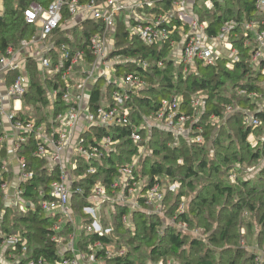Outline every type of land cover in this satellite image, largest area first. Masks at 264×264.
Returning a JSON list of instances; mask_svg holds the SVG:
<instances>
[{"label":"trees","instance_id":"16d2710c","mask_svg":"<svg viewBox=\"0 0 264 264\" xmlns=\"http://www.w3.org/2000/svg\"><path fill=\"white\" fill-rule=\"evenodd\" d=\"M51 1L2 0L0 56L9 46L18 49L22 40L29 39L36 32V25L25 20L24 10L32 3H38L46 8ZM212 1L211 10L203 9L196 2L194 5V12L199 20L208 21L207 31L210 35L215 34L227 20L235 19L241 22L252 18L255 13L254 0ZM168 7V2L162 1L153 8H144L143 11L159 13L167 10ZM62 16L63 21L70 18L66 8ZM173 23L177 27L173 30L171 38L178 40L180 37L178 26H183L184 31H187L188 25L179 20ZM101 30L102 26L98 21L87 19L82 22V27L80 25L70 28L58 27L51 32L50 39L54 40L57 46L69 44L73 48H83L89 37ZM79 34L84 42L82 45L76 40ZM241 34L242 28L238 26L230 35L233 47L238 49V60L220 56L215 64L205 65L204 72L200 71L201 63H197L195 71L183 73L182 65H176L169 57L168 42L161 47L157 43L146 44L138 36L131 34L126 22L117 20L108 58L118 56L123 62L115 65L114 76L118 78L133 73L149 81L146 87L131 94V101H127L135 122L140 120V113L149 115L157 111L161 100L172 94L183 96L180 109L186 112L191 111L189 100L192 94L201 91L207 95L198 123L202 125L201 135L204 140L210 142L211 148L213 147L214 156L211 157L209 150L201 143L189 144L187 140L179 138L174 144L171 133L153 128L147 144L151 152L141 157L134 170L136 180L146 179L140 185L141 194L154 182L156 176H166L171 181H178L180 184L178 191L167 193L165 196L166 216L177 214V219L186 222L187 227L192 231L195 228L200 230L203 237L193 235L191 230H178L156 214L140 209L132 211L131 226H126L121 218L128 209L115 204L112 206V235L90 234L84 238L79 236L80 247L96 240L112 244L115 249L124 245L126 247L124 254L107 258L108 260L105 261L107 264H144L147 260L157 261L167 258H174L177 264H255V257L260 254L259 249H264V169L253 179L254 182L248 177L240 176L236 181H230L228 177L233 165H247L264 157V148L259 142L252 146L248 141L249 133L253 131L259 135L262 127L252 128L244 123V111L254 110L256 102L241 93V90H246L264 96V74L260 69L262 64L256 65L252 61L255 43L245 45L246 37ZM69 35L73 36L75 43L70 41ZM87 53L91 58L92 55L88 51ZM141 60H147L150 66L146 69L142 68L139 63ZM160 60L164 61L162 67L157 65ZM27 67L30 86L23 97V103L32 106L42 104L48 107L47 89L53 87V90H56L59 86L62 87L63 83L58 75L50 79H42L36 60L33 58H27ZM227 85L231 86L230 96L225 95L228 90ZM113 89L114 85H106L102 79H98L89 92V107L91 109L97 107L102 97L112 101ZM233 103L244 111L231 113L225 121L217 122L215 126L210 121V117L214 115L223 119L225 107ZM66 107L58 89L54 110L48 109L47 115L53 116ZM48 116L42 114L37 122L48 121L46 119ZM256 116H259L264 123V112H256ZM23 117L24 115L20 113V118ZM106 133L105 129L94 131L97 138H101ZM114 135L120 139L117 150L104 158L101 163L95 164L97 167L95 174H87L74 182V187L80 188L81 192L72 194L71 209L73 214L78 215L83 221H91L88 214L84 213L83 207L90 204L87 197L91 195L93 186L97 182L107 186L117 173V168L131 161L138 153L139 144H134L127 137L125 127H115ZM34 144L33 140L29 139L19 151V154L25 156L26 164L31 165L35 171V177L25 184L24 192V195L32 198L30 201L32 204L26 212H18L11 206H5L0 190V210L6 209L0 225V240L1 234L20 233L27 242V254H30V258L40 259L43 264H57L62 257L55 237L67 235L72 231L73 225L71 221H66L61 223L60 228L55 229L54 225L59 222L61 215L55 212L47 214L41 209L36 190L41 186L45 197L48 196L50 183L58 179V169L54 167L51 174L48 173L44 162L32 155ZM1 153L4 154V150ZM75 160L76 164H79L78 173L89 165L81 156H77ZM182 196L187 197L185 209L176 212ZM141 201L142 196L139 198L140 203ZM252 219L256 220L255 223L257 222L256 224L261 228L258 240L256 238L257 243L255 242L257 246L261 245L259 249L254 247L245 249L238 245L240 237L238 230L245 227L248 232L254 226ZM19 253L18 249L16 254ZM69 254L68 251L64 254V258ZM18 264H22V261Z\"/></svg>","mask_w":264,"mask_h":264},{"label":"built area","instance_id":"2783aa9c","mask_svg":"<svg viewBox=\"0 0 264 264\" xmlns=\"http://www.w3.org/2000/svg\"><path fill=\"white\" fill-rule=\"evenodd\" d=\"M162 1L168 2L167 10L159 13L143 11L144 8H153ZM195 2L203 9L211 10L213 7L212 0H52L46 8L32 3L24 10L25 20L36 25V32L29 39L22 40L18 49L9 46L0 56V190L5 206H11L23 213L32 204V198L24 195V192L25 184L35 177V171L31 165L26 164L25 156L19 154L22 145L32 139L35 143L32 155L44 162L49 174L54 167L58 169V179L50 183L48 196L45 197L41 186L36 190L41 209L47 214L55 212L61 215L59 222L54 225L55 229L61 227V220L65 217L66 221L75 225V220L70 219L71 214L75 216L71 209V196L80 193L81 189L74 187V182L87 174H95V164L101 163L117 150L120 139L114 135V128L120 126L127 129V137L134 144H139L138 153L131 161L117 168V173L107 186L101 182L93 186L91 195L87 197L90 204L83 207L84 213L88 214L91 221L82 220L79 236L84 238L90 234L112 235L113 225L100 222L96 218V208L98 210L105 200L109 201L111 207L115 204L127 207L128 212L121 218L126 226H131L132 211L140 209L156 214L178 230L187 231V223L177 219V214L166 216L165 196L167 193H176L179 182L171 181L166 176H156L154 182L141 194L138 184L144 183L146 179L136 180L134 170L141 157L151 152L147 144L153 128L171 133L174 144L179 138L187 140L189 144L203 143V129L198 121L203 113L207 95L201 91L192 94L189 100L191 111L186 112L180 109L183 96L172 94L161 100L157 111L149 115L140 113V120L135 122L127 101H131V94L146 87L148 82L133 73L115 77V65L123 62V59L118 56L109 59L108 54L112 47L109 43L114 40L116 22L121 19L127 23L131 34L138 36L146 44L157 43L161 47L168 42L169 57L176 65H182L183 73L191 72L196 70L197 63L212 65L220 56L238 60V49L233 47L230 35L235 28L241 26V35L246 37L244 44L255 43L252 61L256 65L262 64L260 69L264 74V0H254L255 13L252 18L241 22L235 19L227 20L212 35L207 31L208 21H200L194 12ZM64 8L70 14L67 20H72L73 26L82 27V22L87 19L96 20L102 26L101 31L89 37L85 47L73 48L69 44L57 46L54 40L50 39L52 31L58 27L65 28L62 16ZM77 16L81 18L76 19ZM175 20L188 25L187 31H184L183 26H178V40L171 38L173 30L177 27L173 23ZM69 38L72 43L76 42L73 36ZM77 42L81 45L84 43L81 38ZM87 51L92 55L91 58L88 57ZM27 58L36 60L42 79L58 75L63 83V86L56 90L50 87L46 91L50 111L54 110L58 89L61 99L67 105L66 109L50 115L48 121L37 122L38 118L23 111V97L30 86ZM139 63L145 69L150 66L147 60H141ZM157 65L164 66V61H158ZM98 79H102L106 85H114L112 101L102 97L100 104L91 109L89 92ZM241 93L256 102L254 110L244 111L233 103L225 107L223 119L212 115L216 121H210L213 124L222 122L231 113L243 110L245 124L252 128L262 127V132L257 137L253 131L249 133L250 141L255 144L259 142L264 148V123L256 116V112H264V106L259 101L263 96L246 90H241ZM20 113L24 115L23 118H20ZM3 120L8 124L7 129L3 128ZM100 129H105L107 133L97 138L94 131ZM2 150L4 154L1 153ZM77 156L89 163L81 173H78L79 164H76L75 160ZM68 163L72 164L71 168H68ZM242 171V165H233L229 170V180L236 181ZM185 205L186 197L182 196L176 212L184 211ZM5 210H0V225ZM76 228V225L73 226L67 235L69 239H63V236L55 237L62 257L57 264H102L109 258L124 254L126 250L124 245L115 249L114 245L105 244L100 240L88 242L80 247L79 236L75 238ZM192 234L199 236L195 230ZM1 237L5 246L0 249L2 253L9 250L8 253L16 254V251L20 250V253L16 254L17 264L19 261H22V264H43L40 259L28 258L27 242L20 233L1 234ZM74 244L78 245V251H74ZM68 251L70 254L64 258ZM259 253V256L255 257V264H262L264 260V250ZM158 260H147L144 264H177L174 258Z\"/></svg>","mask_w":264,"mask_h":264},{"label":"rangeland","instance_id":"374dc122","mask_svg":"<svg viewBox=\"0 0 264 264\" xmlns=\"http://www.w3.org/2000/svg\"><path fill=\"white\" fill-rule=\"evenodd\" d=\"M199 1L201 2V0H199ZM78 38H80V34L78 35ZM112 44H113V41H111L109 43L110 47L112 46ZM113 59H115V58H113ZM201 66L203 68L201 67L200 68V71L204 72L205 71V64L204 63H201ZM209 68H211V67H209ZM147 82H149V81L147 80ZM226 87H227L228 90L225 93V95L230 96L232 94V90L230 89L231 86L230 85H227ZM173 95H175V94H173ZM259 101L264 106V96L262 97V99L260 98ZM47 110H48V107H44L42 104H38L36 106L27 105V104H24L23 105V111L26 112V113H28V114H30V115H32V116H34L35 118H39L42 114L48 116L47 115ZM49 118H50V115L46 119H49ZM210 119H214V121H216V119L213 118L212 116L210 117ZM214 125L216 126L217 125V122H214ZM216 130H217V127L214 130L215 133H216ZM253 134H254L255 137H257V134L256 133L253 132ZM88 138H90V136ZM248 141L252 144V146H255V143H253V141H250L249 136H248ZM201 145L205 146L209 150V152H210L209 155L211 157L214 156L213 155V147L211 148L210 142H208V141L206 142V140H203V143ZM67 166H68V168H71L72 167V164L71 163H68ZM242 166H243V171L240 172L239 176H241V177H243V176L244 177H248L249 179H252L253 180L254 178H256L257 175H260L261 172H262V170L264 169V157H261V158L257 159L256 161H252L251 163H249L247 165H242ZM253 182H254V180H253ZM141 183H139L138 185H141ZM13 209H12V211H14ZM112 212H113V210H112L111 205L109 204V201H106L105 200L104 202L101 203V205H100V207H99L98 210L96 208V218L98 220H100V222H104V223H107V224H112V220H113ZM65 219H66V217H65ZM65 219L62 218L61 221L63 223H65L66 222ZM70 219L71 220H73V219L75 220V225L77 227L75 229V238L77 239V237L79 236L80 231H81L80 225L82 223V220H81V218L78 215H76V216L73 217L72 214L70 215ZM252 221H253L254 226L251 227L248 232L246 231V228L245 227H242L241 229L238 230V233L240 234V237L238 238V245L241 246V247H244L245 249H247L246 247H248V248L249 247H251V248L254 247L256 249L257 248L258 249L261 248V245H258V246L256 245V243H257L256 241L258 240V234L260 233L261 228H260V226H258V224H256L257 222L255 223L256 220H253L252 219ZM72 225L75 227V225L73 224V222H72ZM189 230H191V229H189L187 227V231H189ZM193 230H195L196 233H198L199 235H201L203 237V235H202V233H201L200 230H198L197 228H195ZM64 235L65 236H63V239L64 238L65 239H69V237L66 234H64ZM256 238H257V240H256ZM4 247H5L4 244H2V242L0 240V249H2ZM60 247H63V246H60ZM78 250H79L78 249V245L77 244H74V251H78ZM263 250L264 249H259L260 252H262ZM27 255L29 256L30 254H27ZM16 258H17V255L16 254L8 253L7 250L5 252H3V253L0 251V264H8V263H10V264H17V262H15L16 261L15 260ZM28 258H30V257H28ZM102 264H107V263H102Z\"/></svg>","mask_w":264,"mask_h":264},{"label":"crops","instance_id":"0c3cea01","mask_svg":"<svg viewBox=\"0 0 264 264\" xmlns=\"http://www.w3.org/2000/svg\"><path fill=\"white\" fill-rule=\"evenodd\" d=\"M0 9H2V0H0ZM79 18H81V16H77L76 17V19H79ZM73 21L71 20V21H68L67 20V22L65 21V24H64V27L65 28H70L71 26H73ZM69 37H72V35H70ZM79 38H78V35H77V37H76V40H78ZM2 124H3V128L4 129H7L8 128V124L3 120L2 121ZM247 178V177H246Z\"/></svg>","mask_w":264,"mask_h":264}]
</instances>
